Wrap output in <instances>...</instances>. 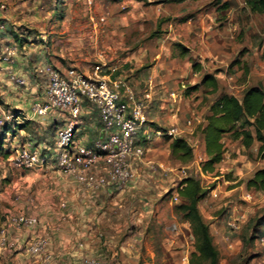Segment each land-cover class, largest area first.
Returning <instances> with one entry per match:
<instances>
[{
    "label": "rangeland",
    "instance_id": "374dc122",
    "mask_svg": "<svg viewBox=\"0 0 264 264\" xmlns=\"http://www.w3.org/2000/svg\"><path fill=\"white\" fill-rule=\"evenodd\" d=\"M4 1L22 14L17 28L44 47L47 60L40 62L41 57L25 74L17 72L28 84L27 91L25 85L11 83L8 75L0 81V230L5 226L3 209L21 195L15 184L22 175L8 169V155L24 144L53 146L54 126L60 123L57 116H52L55 124L33 117L21 129L28 119H17V114L22 110L30 116V85L40 92L47 81L45 67L87 72L103 62L115 66L118 78L138 97L149 94L144 100L152 142L145 159L160 165L153 169L140 164L144 170H137L139 177L135 175L127 197L119 200L110 219L118 224L119 240L123 238L126 248L132 247L130 242L135 246L133 253L120 255L119 251L111 256L118 258V264H188L194 237L175 206L181 203L178 183L192 176L209 190L198 202V210L209 225L219 264H264V243L256 237L264 226L254 225L264 216V193L245 186L253 172L264 167L257 155L259 142L245 148L225 135L222 161L213 172H203L205 155L199 133L209 104L220 92L239 97L249 86L260 85L264 90V14L250 12L243 0H220L228 3L224 10L217 0ZM204 74L215 76L216 92L209 93L202 85L191 89ZM4 124L14 128V133H5ZM173 137L190 144L193 157L189 162L171 157L169 138ZM106 258L100 260L102 264H110V256ZM0 264H12L10 253L0 252Z\"/></svg>",
    "mask_w": 264,
    "mask_h": 264
},
{
    "label": "built area",
    "instance_id": "2783aa9c",
    "mask_svg": "<svg viewBox=\"0 0 264 264\" xmlns=\"http://www.w3.org/2000/svg\"><path fill=\"white\" fill-rule=\"evenodd\" d=\"M3 31L4 25L0 24V35ZM18 52L17 44H4L0 37V71L8 75L11 83L20 87L25 85V80L12 69ZM42 69L47 76L45 95L32 105V113L57 116L60 121L54 126L57 148L53 154L60 173L72 176L83 189L95 193L104 188L123 189L134 180L136 164H147L153 169L156 165L160 166L145 159L148 145L152 142V129L145 114L147 92L138 97L128 84L118 78L117 68L103 62L87 72L76 68L65 71L52 67ZM91 110L97 118V124L92 122L97 135L90 144H84L79 137L84 122L82 112ZM154 132L160 135L159 131ZM51 156L22 147L15 151L11 164L17 170H38L50 163ZM2 179L0 173V182ZM7 222L19 229L22 225L37 222V217L11 214ZM8 224L0 230V245L13 247L19 239L7 237ZM257 238L264 243V231ZM44 245L45 241L38 239L29 246V250L38 253ZM81 264L102 262L96 257H89Z\"/></svg>",
    "mask_w": 264,
    "mask_h": 264
},
{
    "label": "crops",
    "instance_id": "0c3cea01",
    "mask_svg": "<svg viewBox=\"0 0 264 264\" xmlns=\"http://www.w3.org/2000/svg\"><path fill=\"white\" fill-rule=\"evenodd\" d=\"M14 4H17V2ZM16 11L15 7L11 8L6 5L4 0H1L0 24L4 25V31L1 32L0 37L4 44L15 43L23 49V51L19 49L12 69L25 74L28 71V66L38 64L35 63L36 60L39 61L42 57L43 59L40 62L46 61L47 53L44 47L31 42L32 37L30 35L26 36V33L23 34L17 28L21 25L22 14ZM25 69L27 70L25 71ZM5 80L6 74L0 71V81ZM2 83L0 82V84ZM27 85L25 82V91L28 90ZM29 88L31 90L29 100L32 108L35 102L44 97L46 82L38 93L33 84ZM29 113L30 116L28 117L22 110L18 112L17 119H28L24 126L21 125L23 126L21 129L27 128L28 123H30L28 121L33 120V117L51 119L53 124L56 122L51 115H34L32 109ZM82 114L84 122L80 129V141L84 144H90L97 135V130L93 127V123L97 124V118L93 110L82 112ZM11 130H14V128H11ZM11 130L8 132L13 134L14 132ZM54 138L56 140L55 135ZM25 145H23L24 148L52 155L51 160L43 169L17 170L12 167L11 159L15 155V151L22 147L15 148L14 152L8 155V169L18 171L22 175L20 177L21 181H17L15 184L21 195H16L14 200H10L11 206L3 209L4 223L2 226L8 224V216L11 214L33 215L37 217V222L22 225L19 229L8 224L7 237L9 239L17 237L19 243L13 247H0V252L10 253L12 264H81L85 258L96 257L101 261H105L108 256H110V264H118V258H113L111 255H116L119 251L120 255L122 253H133L131 248L135 245L130 242L129 245H132V247L126 248L123 238L119 240L120 235L116 229L118 224L115 220L110 219L119 207V200L124 196L127 197L133 182H129L130 184L122 190L104 188L95 193H90L77 184L72 176L62 174L56 169L55 159L53 158L57 148L55 141L51 147L42 144H39L42 145L40 148L32 147L30 144ZM142 168L143 166L136 164L135 174H137V170L138 172L143 171ZM5 193L8 192L5 191ZM7 197L6 194L4 199L7 200ZM107 216L110 220L109 224L106 223ZM38 239H43L45 245L38 253L30 252L29 246ZM135 257L134 254L133 258Z\"/></svg>",
    "mask_w": 264,
    "mask_h": 264
},
{
    "label": "trees",
    "instance_id": "16d2710c",
    "mask_svg": "<svg viewBox=\"0 0 264 264\" xmlns=\"http://www.w3.org/2000/svg\"><path fill=\"white\" fill-rule=\"evenodd\" d=\"M243 2L244 7L250 12L264 14V0H243ZM216 3H220V0ZM227 8V2L219 4V9ZM178 47L183 50L181 54L186 53L182 46L178 45ZM193 67L197 71L200 70L199 64H194ZM200 85L207 88L209 93L216 92L218 88L213 74H204L199 84L191 89H197ZM204 121L205 123L199 128L205 155V159L201 162L203 172H213L215 165L222 161L225 152L222 139L225 135L232 141H239L245 148L250 147L255 141L259 142L257 155L264 161V90L260 85L247 87L239 97L220 92L209 104ZM10 130V126L3 125L5 133ZM11 131L14 132V130ZM169 140V151L172 158L183 164L192 159L193 150L184 138L173 137ZM245 186L247 189L264 193V167L255 170L245 181ZM208 191L201 186L198 179L192 176L181 179L176 187L181 203L175 208L189 223L194 237V250L190 253L188 264H219V252L213 242L209 225L198 210V202L207 195ZM263 221L264 216L257 219L255 227L264 226ZM263 231L264 227L258 235Z\"/></svg>",
    "mask_w": 264,
    "mask_h": 264
}]
</instances>
